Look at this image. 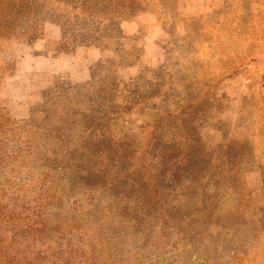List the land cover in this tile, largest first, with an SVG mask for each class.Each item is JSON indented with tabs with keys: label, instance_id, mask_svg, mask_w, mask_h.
Instances as JSON below:
<instances>
[{
	"label": "rangeland",
	"instance_id": "1",
	"mask_svg": "<svg viewBox=\"0 0 264 264\" xmlns=\"http://www.w3.org/2000/svg\"><path fill=\"white\" fill-rule=\"evenodd\" d=\"M0 210L75 263L264 264V0H0Z\"/></svg>",
	"mask_w": 264,
	"mask_h": 264
},
{
	"label": "trees",
	"instance_id": "2",
	"mask_svg": "<svg viewBox=\"0 0 264 264\" xmlns=\"http://www.w3.org/2000/svg\"><path fill=\"white\" fill-rule=\"evenodd\" d=\"M51 237L39 211L0 210V264H82L65 259L60 246L37 248Z\"/></svg>",
	"mask_w": 264,
	"mask_h": 264
},
{
	"label": "crops",
	"instance_id": "3",
	"mask_svg": "<svg viewBox=\"0 0 264 264\" xmlns=\"http://www.w3.org/2000/svg\"><path fill=\"white\" fill-rule=\"evenodd\" d=\"M186 10L198 11L206 6H222L223 0H182ZM221 2V3H220Z\"/></svg>",
	"mask_w": 264,
	"mask_h": 264
}]
</instances>
